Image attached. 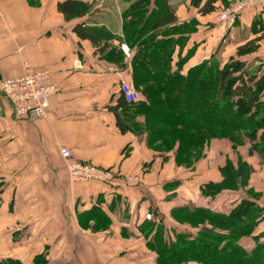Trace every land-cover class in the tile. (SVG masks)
I'll use <instances>...</instances> for the list:
<instances>
[{
  "label": "crops",
  "instance_id": "1",
  "mask_svg": "<svg viewBox=\"0 0 264 264\" xmlns=\"http://www.w3.org/2000/svg\"><path fill=\"white\" fill-rule=\"evenodd\" d=\"M65 1L0 0V79L21 76L24 65L29 64L33 69L47 68L48 83L57 89L48 98L45 116L36 120L16 117L0 95V260L12 258L32 264L35 256L45 253L49 264H155V255L146 249V241L137 230L146 213L154 215L152 222L161 220L167 230L193 233L188 225L173 220L172 211L229 208L241 198L239 193L226 194L234 200L223 206L202 197L201 186L222 180L219 169L227 159L235 163L240 156L252 169L249 158L263 164L264 160L257 154L249 155L246 145L233 150L227 141L212 140L209 151L219 150L222 159L211 177L204 175L203 162L208 157L198 162L192 173L194 170L193 174L202 176L195 179L202 183L195 184L187 177L183 180L182 172L171 161L166 168L162 158L148 148L145 136L121 133L108 106L121 83L132 86L130 52L121 46L126 66L115 68L96 54L89 41L80 40L73 28L86 23L121 37L122 12L129 4L123 0H76L91 4L90 14L65 21L56 9ZM205 1H168L176 24L194 28L173 55V68L179 58L188 55L182 74L214 55L222 63L228 61L238 47L255 39L251 33L254 19L259 18L264 25L261 6L244 10L237 23L227 29L218 20L225 6L219 2L215 12L203 16L198 10ZM248 59L264 62V40ZM62 148L78 163L109 169L132 177L134 182L121 189L96 182L73 183L61 158ZM168 179L176 183L171 192L168 188L173 182ZM249 187L264 207V192ZM95 205L109 218L107 230H90L93 222L89 229L80 225L79 215ZM255 234L264 236V220ZM242 244L246 251L254 246L251 240Z\"/></svg>",
  "mask_w": 264,
  "mask_h": 264
},
{
  "label": "trees",
  "instance_id": "2",
  "mask_svg": "<svg viewBox=\"0 0 264 264\" xmlns=\"http://www.w3.org/2000/svg\"><path fill=\"white\" fill-rule=\"evenodd\" d=\"M123 1L129 6L122 12L121 37L86 23L73 28L80 40L89 41L96 54L115 68L126 66L121 46L130 52L131 87L138 99L127 102L118 90L108 106L118 130L145 136L151 150L159 144L169 146L174 150L173 162L184 169H192L204 159L214 138H226L234 150L246 145L249 155L257 154L264 160V62L248 59L264 40L262 21L254 19L251 33L255 39L238 47L228 61L222 63L214 55L182 74L188 55L179 58L174 68L173 55L194 28L176 24L169 0ZM219 2L230 5L227 0H206L198 11L203 16L211 14ZM56 9L65 21H72L90 14L92 5L67 0ZM114 42L118 46H112ZM219 171L222 180L201 186L202 197L214 202L223 194L248 188L252 169L240 156L235 163L227 159ZM246 192V198H239L227 209L173 210V220L188 225L193 233L167 230L161 220L147 221L144 215L137 230L146 241V249L155 255V264H264V236L255 234L264 220V207L257 193L251 188ZM78 218L82 227L93 222V228L102 223L107 229L110 224L98 205ZM245 240L254 243L250 251L243 247ZM0 264L21 262L5 258ZM32 264H49L46 254L35 256Z\"/></svg>",
  "mask_w": 264,
  "mask_h": 264
},
{
  "label": "built area",
  "instance_id": "3",
  "mask_svg": "<svg viewBox=\"0 0 264 264\" xmlns=\"http://www.w3.org/2000/svg\"><path fill=\"white\" fill-rule=\"evenodd\" d=\"M261 6H264V0H236L219 12L218 20L230 29L244 10L257 9ZM49 77L50 72L47 68L33 69L29 64H25L21 76L0 79V95L16 117L29 120L40 119L45 116L48 109V98L57 92L56 87L48 83ZM119 90L127 102L138 99V94L126 83H121ZM60 152L67 174L73 183L96 182L111 189H121L134 182L132 177H122L113 171L101 169L90 163H78L68 149L62 148ZM154 218L150 212L145 214L147 221H154Z\"/></svg>",
  "mask_w": 264,
  "mask_h": 264
},
{
  "label": "rangeland",
  "instance_id": "4",
  "mask_svg": "<svg viewBox=\"0 0 264 264\" xmlns=\"http://www.w3.org/2000/svg\"><path fill=\"white\" fill-rule=\"evenodd\" d=\"M226 7H228V6H226ZM226 7H224L223 9H225ZM258 50H259V47H258ZM258 50H257V52H258ZM213 140H218L220 143H222L221 140L224 141V142L227 141V142L230 143V145H232L231 142L229 140H227L226 138H218V139L217 138H214ZM221 147H223V146H221ZM232 149H233V147H232ZM152 151L156 155H158L159 159L162 158V160H163L162 163L165 164L164 166L166 168H168V163H170L169 161H171L170 164H172V165L175 164V163H173V161H174V150L171 151L169 149V146L166 147L165 145L163 146L162 144H159L158 147L155 148V149H153ZM205 156L208 157V158H207L206 162H203V165L206 168V172L205 173L203 172V173H204L205 176L211 177V175H214L212 173L215 172L216 166L219 165V163H220V161L222 159V155H221V153H220L219 150L214 149V150H210L209 151V148H208L207 151H206V153H205ZM248 161L251 163L253 169L251 168L252 169V172H251V175L249 177L248 186L247 187L250 188L249 186H253V188L258 189V190H262L264 192V164L261 163V162H259L257 159H255V157L249 158ZM175 166H176V164H175ZM204 166H203V169H205ZM176 167L179 168L180 172H182V179L183 180H184L185 177H187V181L188 182L192 181L195 184H201L202 183V182L198 183L199 180H197V181L195 180V179H202V176L197 175L196 173L193 174L194 173V170H193V173H192V169H185L188 172H187V174H183V173H185L184 170H183L184 167H181V166H176ZM188 175L190 177H188ZM169 176H171L172 178L174 177L173 174H170ZM168 182H170V184L173 182L171 184V187L172 188L171 187L168 188V191L171 192L172 189H173V187H175V184L176 183H175V180L174 179H168ZM248 188L246 190L239 191L238 192L239 193L238 196H240L241 198L242 197L246 198L247 197V195H246L247 192L246 191H248ZM236 197H237V195H236ZM262 198L264 200V194H263V197ZM233 200H234V197H231V199H230L225 194V195L220 196L217 199L216 204L223 205L224 206L226 204H230ZM190 224L192 226H195V227L197 226V224L195 223V221H193V222L191 221ZM85 228H88V226L85 227ZM95 228H97L96 231H98V230H105L106 229V227L102 223L96 224V227ZM95 228H92L90 230H93L94 231Z\"/></svg>",
  "mask_w": 264,
  "mask_h": 264
},
{
  "label": "bare ground",
  "instance_id": "5",
  "mask_svg": "<svg viewBox=\"0 0 264 264\" xmlns=\"http://www.w3.org/2000/svg\"><path fill=\"white\" fill-rule=\"evenodd\" d=\"M71 181V180H70Z\"/></svg>",
  "mask_w": 264,
  "mask_h": 264
}]
</instances>
